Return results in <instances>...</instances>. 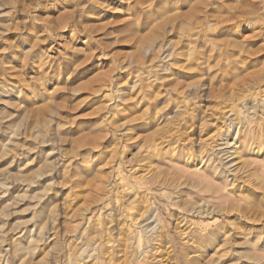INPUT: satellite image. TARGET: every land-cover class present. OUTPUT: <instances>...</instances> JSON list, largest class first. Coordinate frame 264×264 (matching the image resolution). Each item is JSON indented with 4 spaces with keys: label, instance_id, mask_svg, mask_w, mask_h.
Listing matches in <instances>:
<instances>
[{
    "label": "rangeland",
    "instance_id": "rangeland-1",
    "mask_svg": "<svg viewBox=\"0 0 264 264\" xmlns=\"http://www.w3.org/2000/svg\"><path fill=\"white\" fill-rule=\"evenodd\" d=\"M0 264H264V0H0Z\"/></svg>",
    "mask_w": 264,
    "mask_h": 264
},
{
    "label": "bare ground",
    "instance_id": "bare-ground-1",
    "mask_svg": "<svg viewBox=\"0 0 264 264\" xmlns=\"http://www.w3.org/2000/svg\"><path fill=\"white\" fill-rule=\"evenodd\" d=\"M139 45V44H138ZM137 46V45H136ZM162 47V45H161ZM138 48V47H137ZM137 51V50H136ZM140 52V51H139ZM139 52L137 54H139ZM136 53V52H135ZM134 53V54H135ZM135 54V55H137ZM132 55V54H131ZM134 55V60H132L131 62V65L133 64L134 62V65L138 70H141L143 68H146V64L148 61H146V58L145 56H142V54L140 53L139 55L135 56ZM246 55V54H245ZM133 57V56H132ZM136 57V58H135ZM249 57V54L247 56L244 57V62L247 61ZM130 59H131V56H130ZM178 59V58H176ZM180 63V61H176L173 65H174V68L175 70L179 71V69H181L180 67H178V64ZM181 71V70H180ZM135 73V72H134ZM145 73V71H144ZM145 75V74H144ZM140 77V76H139ZM149 78V77H147ZM145 79V78H144ZM144 81V80H142ZM148 81V80H146ZM152 87H155V84L151 83V84H148V82H144L143 84H140L138 89L133 93H132V96H131V100L132 102L128 103L126 105V109L128 110V114H126L124 117L128 120L130 117H133V114H137L139 112H141V115H146V114H149L150 115V124L149 125H153L154 123L153 122H158V119L157 117L154 115V113L152 112V109L154 108V104H155V93L152 91ZM137 88V87H136ZM236 109V108H235ZM234 109V110H235ZM230 112H231V109H229ZM232 111H233V107H232ZM237 111V110H236ZM137 112V113H136ZM235 112V111H234ZM233 113V112H232ZM237 113V112H236ZM231 115V114H230ZM140 116V115H139ZM237 116V115H236ZM141 117V116H140ZM238 118V117H237ZM142 119V118H141ZM147 119V118H146ZM230 119V123H228L227 125V129H229L232 125L234 124H240V120L239 121H235L236 118H229ZM144 120V119H143ZM142 120V122H144ZM142 124V123H141ZM144 124V123H143ZM257 128V127H256ZM131 129V128H130ZM229 131V130H228ZM246 131V130H245ZM245 131H240V134H239V137L237 138L236 140V143L235 144H238V146L234 147L235 144H234V148H236V152L240 151L243 146H245L248 142V140L246 138H242L246 133ZM259 131V130H258ZM254 132V129L251 130V129H247V134H253ZM227 133V131H226ZM223 134V133H222ZM225 134V133H224ZM226 135V134H225ZM224 136V135H223ZM252 137V136H251ZM153 138V137H152ZM227 138V137H226ZM156 139V138H155ZM227 140V139H226ZM226 144H230V141L227 140V142H225ZM150 144H153V145H157L159 144L156 140L153 139V141H150ZM235 152V153H236ZM241 152V151H240ZM238 155V154H237Z\"/></svg>",
    "mask_w": 264,
    "mask_h": 264
}]
</instances>
